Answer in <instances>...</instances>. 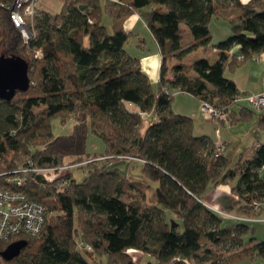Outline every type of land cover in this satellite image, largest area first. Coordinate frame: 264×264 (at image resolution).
<instances>
[{
	"label": "trees",
	"instance_id": "obj_1",
	"mask_svg": "<svg viewBox=\"0 0 264 264\" xmlns=\"http://www.w3.org/2000/svg\"><path fill=\"white\" fill-rule=\"evenodd\" d=\"M12 3L0 0V56L23 58L30 84L11 101L0 100V186L25 193L46 216L38 235L0 242V251L27 242L18 257L0 258V264H134L129 250L150 257L146 264L264 260V243L249 237L245 224L224 227L225 216L202 202L209 185L234 182L232 205L222 212L256 217L264 205V144L227 170L213 138L195 136L194 120L171 108L180 92L232 115V123L253 120L258 111L241 105L239 90L224 74L227 66L233 71L264 53V0H65L60 13L39 11L27 21L33 33L27 43L10 21ZM135 14L161 58L156 91L125 48L133 35L124 23ZM103 15L111 20V34L101 24ZM212 18L226 20L231 33L214 46ZM181 26L191 35L186 45ZM209 47L218 52L214 64H177L166 78L167 61L187 60ZM54 118L74 122L69 135H53ZM258 126L264 129L262 115ZM89 131L103 143L99 154L87 153ZM121 160L133 164L140 180L109 170ZM61 167L71 168L37 171ZM83 167L87 175L77 182L72 170ZM22 169L27 172L16 173ZM15 177L24 179L21 187L13 185ZM166 211L181 224L171 227Z\"/></svg>",
	"mask_w": 264,
	"mask_h": 264
},
{
	"label": "rangeland",
	"instance_id": "obj_2",
	"mask_svg": "<svg viewBox=\"0 0 264 264\" xmlns=\"http://www.w3.org/2000/svg\"><path fill=\"white\" fill-rule=\"evenodd\" d=\"M241 1L246 2L247 0H241ZM103 2H104V0H103ZM223 22L225 24H228L227 21L224 19H217V18L211 19L210 24H213V26H216L215 27L216 33H214V35L216 34L215 37H213V35L210 31V35H211L210 45L211 46H214L218 42L224 41L227 39V38H223L224 40H217V37H218V39H221L222 33H221V25L220 24ZM101 24L106 28L107 32L111 34V32H112L111 20L107 15L102 16ZM181 29L185 31L183 33L182 42H183V44L186 45L189 42V40L191 39V35L185 26H181ZM131 39H129V41H128L129 44L128 43L126 44V48L128 49V51H130L133 54V52L135 50H137V48L135 49V44H133L134 41L132 43ZM210 49H212V48L209 47L208 49H203V50H210ZM188 56L186 57L187 60L172 59V60L167 61V63H166V78H168V79L172 78V68L174 65L187 64V62L190 63L196 59L195 56H193V55H191L190 57H188ZM250 61H247L246 63H249ZM244 65H245V63H244ZM244 65H240L238 67H235L233 71H230L231 67L227 66L224 76L227 79H231V78L235 77V79L238 82L240 87L246 86L248 76H247V73H245L246 68ZM260 85H261V83H260ZM260 85L254 86L255 89H257ZM151 89H152V91H155L156 86L151 85ZM240 92L242 93V90H240ZM181 95L184 96L187 94L178 92V93H175V95L173 96V100H172V104H171L172 110L177 111V109H179L178 103L174 102V101L176 98H178V96H181ZM179 98H181V97H179ZM178 100L180 102V99H178ZM193 100H195V99H193ZM195 101H197V100H195ZM41 109L42 108H36V109H34V112L38 113L41 111ZM193 109L195 110V107ZM194 110L190 109L188 111L190 113L191 111H194ZM176 111H175L176 114L183 115V114H180L179 112H176ZM193 113H196V115L200 119H202L204 122L207 123L208 129H209V134L213 138L218 131V133L220 135V139H223V141L225 142V146H223L222 143H218V144L220 145L222 152L224 150V157L227 160V166H226L227 170L234 169L236 164L238 163V161H240V159L246 160L252 156L253 150H254V145H255L252 138L255 137L254 132H256L257 129L254 128V131L248 133L249 125L244 126V125H242L243 123H241L240 125H237V126L230 125V123H232L231 121L234 120L232 115L227 114V117L225 116V119L220 118L219 116H216V117L211 116L209 113L205 112V110L202 108L201 104L196 105V111ZM260 115L264 116V108L257 112V115H256L257 119L255 118L256 121L258 120V116H260ZM183 116H186V115H183ZM220 121L223 123H221ZM73 124H74V122L72 120H67L65 123H62L59 118H54L51 120L52 133L55 136L69 135L71 130H72ZM250 126H252V125L250 124ZM103 149H104V147H103L102 141L98 137L92 135L91 132L89 131L88 135H87V153L88 154H99L103 151ZM132 165L133 164L127 160H121V161L113 162L112 164H110L109 170H118L122 175H125L127 177L139 178V175L137 173L136 168H135V171L132 172L133 171V170H131ZM69 168H71V167H69ZM67 170H69V169H67ZM72 174L74 176V179L77 182H80L86 177L87 168L83 167L81 169H74V170H72ZM146 195H147V200H148V196H150V191H147ZM223 210H224V207H223ZM165 217H166L168 224L171 227L174 224H176V225L181 224L179 220H177L171 213H169L167 211L165 212ZM230 218L231 217H229L228 215L225 216V219L223 221L224 227L227 225H231L232 223H235V222L245 224L250 230V236L249 237L256 239L258 242L264 243V220H261V219H264V205L261 207L260 212L258 213V215L254 219L244 221V220H233ZM173 229H175L177 231L182 230L181 227H174ZM208 248L212 249L213 251L217 250V248H213L212 246H208ZM201 252H200V254H201ZM81 253L85 257H87V255H88V253L85 251L84 246L81 249ZM127 254H128V256L131 257V260L134 264H146L147 262L152 261V259L150 257L144 256L138 251L129 250L127 252ZM247 264H262V263L250 262Z\"/></svg>",
	"mask_w": 264,
	"mask_h": 264
},
{
	"label": "crops",
	"instance_id": "obj_3",
	"mask_svg": "<svg viewBox=\"0 0 264 264\" xmlns=\"http://www.w3.org/2000/svg\"><path fill=\"white\" fill-rule=\"evenodd\" d=\"M100 1L103 2V0H100ZM109 1H114V0H109ZM64 3H65V0H37L36 7L39 11L45 14L56 15L61 12L64 6ZM220 25H221L222 35H221V39H218L217 37V40H224L223 38H228L230 36L231 34L230 28L228 24H225L224 22L221 23ZM215 27L216 26H213V24H209V30L211 31L213 37H215L216 35V34L214 35V33H216ZM124 28L127 32L132 33L133 36L131 37L132 39L131 38L130 39L132 40V43L134 41L133 44H135V49L137 48V50H135L132 54L130 51H128V49L125 46L127 53L129 54V56L139 60L141 71L147 76L150 84L152 86H156V89H157L160 67H161V58L159 56L156 43L153 39V36L150 30L147 28V26L145 25V23L143 22L139 14H135L129 17L124 23ZM232 52L235 54L237 52V48L233 49ZM191 55L195 56L196 58L195 60L206 59L210 64H214L218 58V52L213 48L210 50H203L200 48L194 51L193 53H191L188 57H190ZM255 58L259 60L251 59L249 63H245V65L243 64L246 68L245 73H247V76H248L246 86L240 87L235 77L231 78V80L235 83L239 92L240 90H242V93L240 92V97L258 95L262 93V91L264 90V53H262L261 55ZM256 85H260V86L257 89H255L254 86ZM178 99H180V102ZM191 99L192 98L188 95L178 96V98H176L174 102L178 103L179 109H177V111L173 110V112L175 113L176 111L188 117L190 116L194 120L193 134L195 136L212 137L209 134L207 123L204 122L202 119H200L196 115V113H193L196 111V105L197 104L199 105L200 103L198 101H195L193 99L191 100ZM240 103L241 105L245 107L253 109L245 101H240ZM194 107H195V110L193 109ZM190 109L194 111H191L192 113L191 112L189 113L188 110ZM235 110H237V108ZM255 118L256 116L250 122H246L242 124L244 126L249 125L248 133L254 131V128L257 129L256 132H254L255 137L252 138L255 144L254 148L260 144H264V129L258 126V120L256 121L257 118L256 119ZM240 124L241 122L240 123H230V125H234V126H237ZM250 124L252 126H250ZM213 140L216 142V145L218 143L225 144L223 139H220V135L218 131L215 134ZM223 154H224V150H223ZM131 178L140 180L139 178H133V177ZM232 184H234V182L228 183V185L227 184L218 185V186L209 185L205 194L202 196V202L205 205H208L218 211H223V207L225 210L226 208H230L233 202V199L230 195V187L232 186ZM227 215L231 217L230 219H233V220H244V221L251 220V219L237 217L235 215L234 209H230ZM261 220H264V219H261ZM250 262L264 264V260L243 261V262H239L238 264H247Z\"/></svg>",
	"mask_w": 264,
	"mask_h": 264
},
{
	"label": "built area",
	"instance_id": "obj_4",
	"mask_svg": "<svg viewBox=\"0 0 264 264\" xmlns=\"http://www.w3.org/2000/svg\"><path fill=\"white\" fill-rule=\"evenodd\" d=\"M37 0H13L10 7L9 18L12 25L18 30L24 43H27L32 37L27 21L39 15V10L36 7ZM41 52H37V57H40ZM252 60H259L253 58ZM239 101H245L253 109L260 111L264 108V90L258 95H250L240 97ZM205 112L211 116H219L220 118L227 117L226 112H218L207 105H203ZM142 118H145L144 113H139ZM223 120V119H222ZM222 152L219 144L216 145V156ZM69 169V167H61L57 169L37 170L40 173H55L60 174ZM27 172L22 169L16 173L22 175ZM23 178L15 177L13 182L16 187H21ZM212 211L227 216L222 211H218L206 205ZM255 209L258 204H254ZM46 216L45 208L38 202L32 201L28 196L18 190L0 186V242H6L17 236H36L38 235L44 225ZM89 249V248H88Z\"/></svg>",
	"mask_w": 264,
	"mask_h": 264
},
{
	"label": "water",
	"instance_id": "obj_5",
	"mask_svg": "<svg viewBox=\"0 0 264 264\" xmlns=\"http://www.w3.org/2000/svg\"><path fill=\"white\" fill-rule=\"evenodd\" d=\"M28 63L18 56H0V100L11 101L17 92H25L29 88ZM27 242L18 240L10 243L0 251V258L9 262L18 257Z\"/></svg>",
	"mask_w": 264,
	"mask_h": 264
}]
</instances>
